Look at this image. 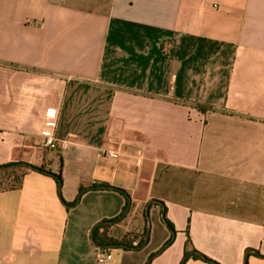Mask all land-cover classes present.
<instances>
[{
	"label": "crops",
	"instance_id": "crops-1",
	"mask_svg": "<svg viewBox=\"0 0 264 264\" xmlns=\"http://www.w3.org/2000/svg\"><path fill=\"white\" fill-rule=\"evenodd\" d=\"M17 163L44 172L0 193V264H97L95 230L129 208L140 239L150 202L108 264H264V0H0Z\"/></svg>",
	"mask_w": 264,
	"mask_h": 264
},
{
	"label": "trees",
	"instance_id": "trees-1",
	"mask_svg": "<svg viewBox=\"0 0 264 264\" xmlns=\"http://www.w3.org/2000/svg\"><path fill=\"white\" fill-rule=\"evenodd\" d=\"M28 170L31 171H38V172H44L43 168H37L30 165H24L21 163L17 164H8L4 166H0V193L2 192H9V191H16L19 190L22 187L23 178ZM56 182L59 186H61V172L57 175H54ZM84 191V189H80V194ZM129 208L126 210V212L122 215L120 220L117 222H104L101 224L96 230L94 234V241L97 245L101 246V252H106L109 250L110 246H125L128 249H133L132 246L133 243L138 241L137 247H141L146 242L147 237V231H148V217L146 211H144V217L146 221V227L144 229L143 234L139 237L140 239L133 236V234H126L123 236H115L116 232H119V229H116L115 226L120 224L128 215ZM164 223L167 225V227L174 232V229L172 225L165 219L164 216ZM114 223V224H113ZM188 236V232L186 233ZM189 237V236H188ZM188 244H190L189 238H188ZM189 253V250H186V256ZM193 259H199L206 262H212L206 257L195 253L192 255Z\"/></svg>",
	"mask_w": 264,
	"mask_h": 264
},
{
	"label": "built area",
	"instance_id": "built-area-1",
	"mask_svg": "<svg viewBox=\"0 0 264 264\" xmlns=\"http://www.w3.org/2000/svg\"><path fill=\"white\" fill-rule=\"evenodd\" d=\"M57 120L55 117L50 116L44 120L42 130H41V136L43 137L45 143L44 145L47 148L50 149H57L59 148L60 144L55 139V129H56ZM63 147H65V144H62ZM101 154L104 157H108L110 159H119L120 153L117 151H111V150H102ZM121 231V230H120ZM125 235V234H122ZM113 255L110 251L106 252H100L97 264H108L110 261H112Z\"/></svg>",
	"mask_w": 264,
	"mask_h": 264
},
{
	"label": "water",
	"instance_id": "water-1",
	"mask_svg": "<svg viewBox=\"0 0 264 264\" xmlns=\"http://www.w3.org/2000/svg\"><path fill=\"white\" fill-rule=\"evenodd\" d=\"M24 165H27V164H24ZM152 202H150L148 205H147V208H146V213H147V217H148V212H149V208H150V205H151ZM156 203V202H155ZM163 219H164V215H163ZM92 239H93V242L95 243L94 241V233L92 234ZM148 239H149V229L147 231V237H146V242L144 244V246L148 243ZM112 247V246H111ZM115 247V246H114ZM125 247V246H123ZM127 248V247H125ZM128 249V248H127Z\"/></svg>",
	"mask_w": 264,
	"mask_h": 264
},
{
	"label": "rangeland",
	"instance_id": "rangeland-1",
	"mask_svg": "<svg viewBox=\"0 0 264 264\" xmlns=\"http://www.w3.org/2000/svg\"><path fill=\"white\" fill-rule=\"evenodd\" d=\"M117 234H118V236H123L122 234L126 235V234H132V233H131V229L130 228H125V230H123V231L119 230V232H116L115 236H117Z\"/></svg>",
	"mask_w": 264,
	"mask_h": 264
}]
</instances>
